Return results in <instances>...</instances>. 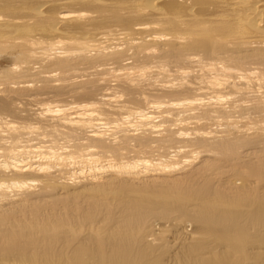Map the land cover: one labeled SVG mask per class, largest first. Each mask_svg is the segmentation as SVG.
I'll return each mask as SVG.
<instances>
[{
  "label": "bare ground",
  "instance_id": "bare-ground-1",
  "mask_svg": "<svg viewBox=\"0 0 264 264\" xmlns=\"http://www.w3.org/2000/svg\"><path fill=\"white\" fill-rule=\"evenodd\" d=\"M0 264H264V0H0Z\"/></svg>",
  "mask_w": 264,
  "mask_h": 264
},
{
  "label": "rangeland",
  "instance_id": "rangeland-1",
  "mask_svg": "<svg viewBox=\"0 0 264 264\" xmlns=\"http://www.w3.org/2000/svg\"><path fill=\"white\" fill-rule=\"evenodd\" d=\"M173 78H175V77H173ZM172 78V79H173ZM176 79V78H175ZM178 79V78H177ZM168 80H170V78L168 79ZM179 80H180V78H179ZM178 80V81H179ZM164 82V81H163ZM39 85H37V86H40V84L41 83H38ZM110 84V86H111V84H113V83H109ZM42 85V84H41ZM37 86H36V88H37ZM39 88V87H38ZM30 92V93H29ZM29 92H25V94H27L24 98H22V96H20L22 99H20V97L18 98L17 96H16V98L17 99H15L16 100V102H18L17 100H19V101H21L23 104H21L22 105V108H24L26 105V107L28 108L29 106L31 107V109L33 108H35V109H38V108H41L42 106H40V104L41 103H49L51 106H52V104H53V106L54 105H57V103L55 104V101L57 100V102H58V100L60 99L59 97H57V96H55L54 94H52V93H41V92H39V93H36L35 91L34 92H32V91H29ZM31 92H32V94L34 95V96H32V94H31ZM115 93V92H114ZM23 94V93H22ZM24 94V95H25ZM41 94V95H40ZM30 95V96H29ZM38 95V96H37ZM40 95V96H39ZM42 95H43V97H42ZM50 95H52V96H50ZM114 95H117V94H114ZM119 95V94H118ZM8 96H10V97H13L14 95L12 94H9ZM53 96H55V97H57V98H54ZM30 97V98H29ZM32 97H33V99H32ZM63 98V99H62ZM61 99H60V102H59V104L60 105H64L65 103L67 104V103H71L72 101H74V100H77V99H75V98H73L72 99V97H69V96H65V98H66V100H64L65 98L64 97H62ZM14 99V98H13ZM15 100H13V101H15ZM31 100V101H30ZM63 100V101H62ZM69 100H70V102H69ZM72 100V101H71ZM29 101V102H28ZM68 101V102H67ZM20 102V103H21ZM33 102V103H32ZM37 102H39V106H38V103ZM63 102V103H62ZM65 102V103H64ZM30 103L31 104H35L36 103V105H34V107H33V105H30ZM52 103V104H51ZM17 104V103H16ZM26 104V105H25ZM46 104H44V105H46ZM21 105L19 104L18 106L20 107L19 109H21ZM23 105H24V107H23ZM35 106H37V107H35ZM47 106V105H46ZM26 107H25V109H26ZM30 107L28 108V109H30ZM43 108V107H42ZM10 118V117H9ZM8 118V119H9ZM11 119H14V121L16 120V123H20V121H21V123H22V119L21 120H18V118L16 119V118H10V120ZM13 121V120H12ZM25 122V121H24ZM197 157H199V156H197ZM197 162V161H196ZM170 165H174V162L173 163H171ZM176 166V165H175ZM176 172V171H175ZM174 173V172H173ZM173 173H171V175L173 174Z\"/></svg>",
  "mask_w": 264,
  "mask_h": 264
}]
</instances>
